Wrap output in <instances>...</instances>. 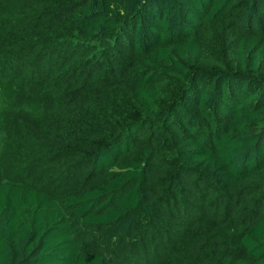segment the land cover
<instances>
[{"label":"trees","instance_id":"1","mask_svg":"<svg viewBox=\"0 0 264 264\" xmlns=\"http://www.w3.org/2000/svg\"><path fill=\"white\" fill-rule=\"evenodd\" d=\"M0 70V264H264V0H0Z\"/></svg>","mask_w":264,"mask_h":264},{"label":"rangeland","instance_id":"2","mask_svg":"<svg viewBox=\"0 0 264 264\" xmlns=\"http://www.w3.org/2000/svg\"><path fill=\"white\" fill-rule=\"evenodd\" d=\"M2 72L6 74L0 73V177L2 181L24 184V175L16 170L18 164L10 155L17 149L18 135L34 129L45 118L47 98L38 86L19 87L8 79L7 72Z\"/></svg>","mask_w":264,"mask_h":264}]
</instances>
